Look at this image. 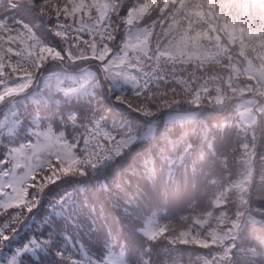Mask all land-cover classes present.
<instances>
[{
	"label": "clouds",
	"instance_id": "9594fccd",
	"mask_svg": "<svg viewBox=\"0 0 264 264\" xmlns=\"http://www.w3.org/2000/svg\"><path fill=\"white\" fill-rule=\"evenodd\" d=\"M34 3L0 0L51 34L0 54V264H264V0Z\"/></svg>",
	"mask_w": 264,
	"mask_h": 264
},
{
	"label": "snow or ice",
	"instance_id": "6c2138e0",
	"mask_svg": "<svg viewBox=\"0 0 264 264\" xmlns=\"http://www.w3.org/2000/svg\"><path fill=\"white\" fill-rule=\"evenodd\" d=\"M50 3V0H35L33 7H37L40 14L45 15V9L47 5ZM57 12L60 13L56 17L55 25L50 31L53 35H61L63 36L65 31L64 19L68 17H73V13L79 11V5L75 3V0H67V14L65 15V11L61 8L56 9ZM21 21L17 20L16 24H20ZM0 54L3 55V59L8 63V59L11 55H13V50L18 49L21 44H23V48L27 51H35L37 53L43 54L41 49L45 48L44 43L41 40V36L38 35L31 27V25L13 28L9 21L0 17ZM4 85H0V88H3ZM6 123H11L10 121H5ZM95 162V161H93ZM70 164L73 166L77 163L75 160H70ZM8 186V181L6 175H0V192H3L4 189ZM15 218L9 219L4 223H0V247L10 240L12 237L9 236V232L15 226ZM51 243V240H43L42 242L33 241L35 248L33 250H39L42 246H47ZM59 255V253H58ZM14 264V262H13ZM72 264H81L79 260L73 258Z\"/></svg>",
	"mask_w": 264,
	"mask_h": 264
},
{
	"label": "bare ground",
	"instance_id": "6f19581e",
	"mask_svg": "<svg viewBox=\"0 0 264 264\" xmlns=\"http://www.w3.org/2000/svg\"><path fill=\"white\" fill-rule=\"evenodd\" d=\"M25 11H23V14H24Z\"/></svg>",
	"mask_w": 264,
	"mask_h": 264
}]
</instances>
